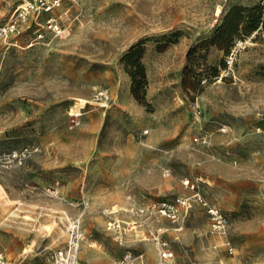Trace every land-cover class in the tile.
<instances>
[{"label": "rangeland", "instance_id": "374dc122", "mask_svg": "<svg viewBox=\"0 0 264 264\" xmlns=\"http://www.w3.org/2000/svg\"><path fill=\"white\" fill-rule=\"evenodd\" d=\"M22 1L0 0V23ZM233 7L242 23L224 33ZM139 63L142 98L131 90ZM197 193L229 217L233 255ZM180 197L191 205L175 221L151 207L137 214ZM75 217L81 264L89 254L113 264L126 250L158 264L149 231L159 229L178 262L264 263V0H60L0 36L7 264H51Z\"/></svg>", "mask_w": 264, "mask_h": 264}, {"label": "built area", "instance_id": "2783aa9c", "mask_svg": "<svg viewBox=\"0 0 264 264\" xmlns=\"http://www.w3.org/2000/svg\"><path fill=\"white\" fill-rule=\"evenodd\" d=\"M60 0H24L17 5L12 14L4 23H0V36H7L15 32L20 25V22L28 20L33 14L42 12H51L59 6ZM49 26L55 30V33L61 34L62 29L59 23L54 18L47 19ZM95 97L106 104L110 98L108 89H98L95 92ZM76 111L70 112V125L76 126L80 123V116L82 114L79 107ZM198 139V138H197ZM194 197L206 208L210 220V232L220 239V244L225 246L228 254L233 255L235 247L229 239L228 226L229 217L215 205L210 204L205 198L198 193ZM173 203L169 201L153 202L147 206L137 209V214L146 213L151 207L158 209L161 214L167 215L173 221L179 218L177 206H182L185 209L191 205L190 198L180 197ZM135 227V226H134ZM109 229L121 228V223L117 220L108 222ZM66 241L55 249L51 254V264H81L80 248L85 238L79 218H72L69 220ZM161 229L157 231H149V237L155 243L159 250L158 264H196L194 262H178L174 250L169 246L167 241H164ZM218 246V245H216ZM145 252L141 251L137 254L132 250H126L120 257H118L114 264H139L144 262ZM8 261L3 251H0V264H7ZM221 264H251V263H233L227 259H223ZM264 264V263H261Z\"/></svg>", "mask_w": 264, "mask_h": 264}, {"label": "trees", "instance_id": "16d2710c", "mask_svg": "<svg viewBox=\"0 0 264 264\" xmlns=\"http://www.w3.org/2000/svg\"><path fill=\"white\" fill-rule=\"evenodd\" d=\"M238 10H239L238 7H233L229 11L225 19V22L220 27V31L224 33H234L239 30L240 25L242 23L241 21L242 16L239 14ZM139 52H140L139 50L133 49L130 53L126 55V57H131ZM131 76H132L131 90L133 94H135L138 98H142V96L139 94V90L142 86H144L146 77H145L144 67L141 63L137 64L135 69L131 71Z\"/></svg>", "mask_w": 264, "mask_h": 264}, {"label": "crops", "instance_id": "0c3cea01", "mask_svg": "<svg viewBox=\"0 0 264 264\" xmlns=\"http://www.w3.org/2000/svg\"><path fill=\"white\" fill-rule=\"evenodd\" d=\"M87 256H89V259H88V261H87V263L88 264H100V262L98 261V257L97 258H95L92 254H89V255H87ZM102 264H108V260H104L103 262H102ZM114 264V263H113Z\"/></svg>", "mask_w": 264, "mask_h": 264}, {"label": "bare ground", "instance_id": "6f19581e", "mask_svg": "<svg viewBox=\"0 0 264 264\" xmlns=\"http://www.w3.org/2000/svg\"><path fill=\"white\" fill-rule=\"evenodd\" d=\"M80 103L78 102V104H76V105H79Z\"/></svg>", "mask_w": 264, "mask_h": 264}]
</instances>
